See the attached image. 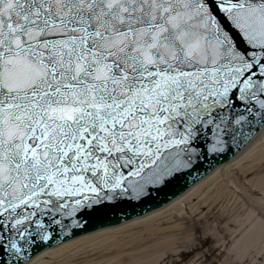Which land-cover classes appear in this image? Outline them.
I'll list each match as a JSON object with an SVG mask.
<instances>
[{"label": "snow or ice", "instance_id": "6c2138e0", "mask_svg": "<svg viewBox=\"0 0 264 264\" xmlns=\"http://www.w3.org/2000/svg\"><path fill=\"white\" fill-rule=\"evenodd\" d=\"M257 145L264 0H0V264L161 205L156 236L77 264H264ZM210 178L235 212L174 199ZM241 213L258 231L241 232Z\"/></svg>", "mask_w": 264, "mask_h": 264}, {"label": "bare ground", "instance_id": "6f19581e", "mask_svg": "<svg viewBox=\"0 0 264 264\" xmlns=\"http://www.w3.org/2000/svg\"><path fill=\"white\" fill-rule=\"evenodd\" d=\"M262 149H264V146L257 145L255 151L259 153ZM230 163L231 161H228L227 164H225L226 168ZM249 163L250 160L248 158L238 156L236 161L232 163V167L243 174ZM253 187L258 189L257 185H254ZM209 196L222 199L226 209L233 212L237 210L236 204L238 202L232 199L231 203H229L227 198L228 194L224 192L221 184L217 182L216 178H210L203 183L192 186L176 199L178 200L181 197H195L196 200L203 202ZM152 212H158L160 214L159 216H153L151 219L144 221L141 224H133L132 222H129L127 223V227L118 232L106 233L103 236L89 237L82 240L77 239L69 241L64 247H54L52 250H46L38 255L37 264H77L80 254L84 249L97 251L98 249L114 247L117 250H126L129 245L135 246L136 243L145 237L156 236L161 230V221H170V216L160 212V209L151 211L148 215L152 216ZM235 223L242 233L254 232L259 229L258 222L253 223L248 216L243 220L236 218ZM121 225L122 224L110 228H120Z\"/></svg>", "mask_w": 264, "mask_h": 264}, {"label": "water", "instance_id": "95a60500", "mask_svg": "<svg viewBox=\"0 0 264 264\" xmlns=\"http://www.w3.org/2000/svg\"><path fill=\"white\" fill-rule=\"evenodd\" d=\"M229 161H231V160H229ZM228 162V161H227ZM227 162H225V164H227ZM187 189H184L183 191H181V192H178L177 193V195H176V197L178 196V195H180V194H182L184 191H186ZM176 199V198H175ZM162 206L163 205H161V206H158L157 208H155V209H151V210H144V209H138L137 211L139 212V214L140 215H144L146 212L147 213H149V212H151V211H155L156 209H160V207L162 208ZM134 217H136L135 215H133L132 217H131V219L132 218H134ZM113 220H115V218H112ZM132 220H134V219H132ZM132 220H130V221H128V223L129 222H131ZM124 221L121 219V220H118V221H116V222H114V223H112V224H106V225H104V227H111V226H116V225H119V224H121V223H123ZM90 231H92V230H90Z\"/></svg>", "mask_w": 264, "mask_h": 264}, {"label": "rangeland", "instance_id": "374dc122", "mask_svg": "<svg viewBox=\"0 0 264 264\" xmlns=\"http://www.w3.org/2000/svg\"><path fill=\"white\" fill-rule=\"evenodd\" d=\"M237 205V208H238V203L236 204ZM246 216L245 215H243L242 213L241 214H239L238 216H237V218L239 219V220H243L244 218H245ZM253 223L255 222V221H253V220H251ZM203 260V257L201 256V257H199V259H197V260H194V263L195 264H201V261Z\"/></svg>", "mask_w": 264, "mask_h": 264}]
</instances>
